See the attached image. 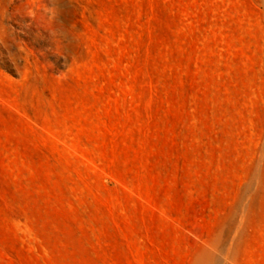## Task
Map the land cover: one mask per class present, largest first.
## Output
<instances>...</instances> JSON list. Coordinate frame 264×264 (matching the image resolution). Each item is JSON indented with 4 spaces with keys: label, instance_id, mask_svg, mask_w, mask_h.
<instances>
[{
    "label": "rangeland",
    "instance_id": "374dc122",
    "mask_svg": "<svg viewBox=\"0 0 264 264\" xmlns=\"http://www.w3.org/2000/svg\"><path fill=\"white\" fill-rule=\"evenodd\" d=\"M0 264H264V0H0Z\"/></svg>",
    "mask_w": 264,
    "mask_h": 264
}]
</instances>
